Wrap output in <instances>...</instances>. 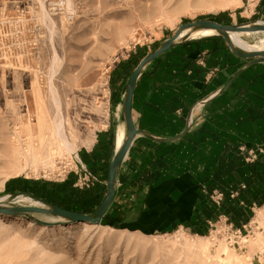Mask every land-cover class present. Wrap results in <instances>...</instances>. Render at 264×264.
I'll return each mask as SVG.
<instances>
[{"label":"rangeland","instance_id":"374dc122","mask_svg":"<svg viewBox=\"0 0 264 264\" xmlns=\"http://www.w3.org/2000/svg\"><path fill=\"white\" fill-rule=\"evenodd\" d=\"M54 1L0 0V198L28 192L88 213L103 198V183L89 187L75 170L85 166L107 183L108 173L86 162L94 142H84L96 141L116 111L121 76L128 81L140 60L185 22L264 21L262 0H70V7L66 0L62 11L52 8ZM59 126L69 149L56 134ZM260 211L240 231L233 223L230 233L213 235L209 226L157 232L0 214V264H264Z\"/></svg>","mask_w":264,"mask_h":264},{"label":"crops","instance_id":"0c3cea01","mask_svg":"<svg viewBox=\"0 0 264 264\" xmlns=\"http://www.w3.org/2000/svg\"><path fill=\"white\" fill-rule=\"evenodd\" d=\"M260 4L264 19V0ZM261 33L243 40L253 44ZM249 61L214 33L177 44L143 70L132 102L140 133L102 222L157 232L206 229L207 220L220 214L239 227L251 223L264 208V61ZM123 80V75L116 80V111L96 141L84 142H94L85 158L102 175L108 173L118 132L125 130ZM187 127L183 136L162 140ZM249 149L257 151L256 160L249 159ZM214 189L225 195L218 208L206 192ZM105 190L103 183L98 194Z\"/></svg>","mask_w":264,"mask_h":264},{"label":"water","instance_id":"95a60500","mask_svg":"<svg viewBox=\"0 0 264 264\" xmlns=\"http://www.w3.org/2000/svg\"><path fill=\"white\" fill-rule=\"evenodd\" d=\"M188 29V33L186 35H181L184 30ZM203 29H214L217 32V35L224 38L227 45L231 49V51L238 57L249 59V63L253 64L259 61H264V50L262 51H249L238 47L232 37V32L239 31H262L264 32V23H258V21L252 23H241V24H225L218 22L216 20L211 19H198L195 21H189L181 24L176 32L163 40L158 46H156L152 51L147 53L137 64L133 72L131 73L127 84L126 90L124 93V99L122 104V113L124 116V124H125V138L121 146L115 148L114 156L110 161L108 167V176L106 183L105 194L101 200V202L88 213L74 211L65 207H62L58 204H53L44 201L40 197L35 194L28 192H15L10 194V199L6 202L0 201V214L12 215V216H27L32 218L34 221L41 224H52L48 222L41 221L39 219H35L32 214L34 213H43L49 214L56 218H61L62 221L57 220L56 224H72L85 222L90 224H101L104 217L109 210L117 189L118 184V174L122 164L134 142L136 136L140 133V130L136 127L133 117L132 111V102L134 91L136 88L137 81L140 75L143 73V70L153 62L157 57H159L162 53L171 49L179 43L186 42L190 39L197 38L191 37V34L203 30ZM188 131V127L181 134L176 135L174 137L162 139L166 141L175 140L181 136H183ZM27 194L30 197L41 203V206H30V205H10L9 203L15 202V198L19 195Z\"/></svg>","mask_w":264,"mask_h":264},{"label":"bare ground","instance_id":"6f19581e","mask_svg":"<svg viewBox=\"0 0 264 264\" xmlns=\"http://www.w3.org/2000/svg\"><path fill=\"white\" fill-rule=\"evenodd\" d=\"M68 6L70 7L71 6V2H70V0H68ZM73 6V5H72ZM71 9H73V8H71ZM45 10V9H44ZM188 29H187V31H183L182 32V36L183 35H186L187 33H188ZM254 31H251V30H247V31H239V32H232L231 33V37H232V39H233V41H234V43L238 46V47H241V48H243V49H246V50H249V51H262V50H264V36L263 35H259L258 36V40H256L255 41V43H253V44H249L248 45V43H246L244 40H243V38L244 37H246V36H249V35H251L252 33H253ZM262 32V31H261ZM214 33H217L214 29H203V30H199V31H196V32H194V33H192L191 34V37H198V36H201V35H207V34H214ZM263 33V32H262ZM259 46H262V47H259ZM36 93H37V97H41L40 96V91H39V89H36ZM42 109V108H41ZM41 112H42V110H41ZM46 112V111H45ZM42 115H43V113H42ZM124 128V127H123ZM62 127L61 126H59L58 127V133H56L57 135H58V137H59V139H60V141H61V143H63L66 147H67V149H69V141L67 140V138L64 136V134H63V132H62ZM124 138H125V130H120L119 132H118V136H117V146H121V144L123 143V141H124ZM10 194L9 195H7V196H5V197H1L0 198V201H2V202H6V201H8L9 199H10ZM15 202H36L37 203V205H35V206H41V203L39 202V201H37V200H35L34 198H32V197H30L29 195H26V194H22V195H19V196H17L15 199ZM262 209H264V208H262ZM262 212V214H263V212L264 211H260V213ZM57 220H60V221H62V219L61 218H57ZM56 220V221H57ZM0 221H2V219L0 218ZM83 223H85V222H83Z\"/></svg>","mask_w":264,"mask_h":264},{"label":"built area","instance_id":"2783aa9c","mask_svg":"<svg viewBox=\"0 0 264 264\" xmlns=\"http://www.w3.org/2000/svg\"><path fill=\"white\" fill-rule=\"evenodd\" d=\"M66 4V0H55L53 2V9L55 11H62L65 7ZM243 150H245L244 147H242ZM249 159L251 160H256L258 158L257 155V151L254 149H249ZM82 165V163H80ZM76 173H83L84 174V179L87 180L88 182H90V184L88 185L89 187L91 185H94L96 182L98 183H104L100 177L97 174H94L92 171L88 170L85 166H82V170H80L79 168L77 170H75ZM81 173L80 176H81ZM207 189V188H206ZM205 190V189H204ZM209 194V198L210 200L213 202V204L218 208L222 205L225 195L224 192L219 191L217 189L214 190H208L206 191ZM207 226L212 227L211 229V235H213L214 232H221L224 231L226 234L231 232V229L234 228V224L233 222L230 221V218L225 215V214H220L217 216V218L214 219H208L207 220ZM247 227V225H243L240 228H237L236 231H240L242 228Z\"/></svg>","mask_w":264,"mask_h":264},{"label":"trees","instance_id":"16d2710c","mask_svg":"<svg viewBox=\"0 0 264 264\" xmlns=\"http://www.w3.org/2000/svg\"><path fill=\"white\" fill-rule=\"evenodd\" d=\"M109 164H110V163H109ZM108 167H109V165H108ZM101 200H102V199H101ZM100 202H101V201H100ZM100 202H99V203H100ZM92 210H93V209H92ZM92 210H89L88 212H91ZM113 225H116V227H120L118 223H116V224L114 223Z\"/></svg>","mask_w":264,"mask_h":264}]
</instances>
